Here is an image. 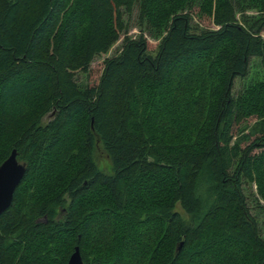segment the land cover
Wrapping results in <instances>:
<instances>
[{
    "label": "trees",
    "instance_id": "obj_1",
    "mask_svg": "<svg viewBox=\"0 0 264 264\" xmlns=\"http://www.w3.org/2000/svg\"><path fill=\"white\" fill-rule=\"evenodd\" d=\"M135 7L140 34L96 86L78 83ZM263 12L264 0H0V164L15 150L26 165L0 214V264H67L74 247L83 264H262L244 189L264 202ZM251 60L258 79L233 95Z\"/></svg>",
    "mask_w": 264,
    "mask_h": 264
},
{
    "label": "rangeland",
    "instance_id": "obj_2",
    "mask_svg": "<svg viewBox=\"0 0 264 264\" xmlns=\"http://www.w3.org/2000/svg\"><path fill=\"white\" fill-rule=\"evenodd\" d=\"M264 13V12H263ZM247 15L257 16V13L255 11H247ZM137 15L138 10L137 7L134 8L131 15L124 14L123 21L124 26L126 27V30L123 34L120 35V37L112 43V45L109 47L107 52L104 55L96 57L93 62L90 64L89 69L85 73H80L77 75L76 80L78 83H81L83 85H87L90 87H94L97 85L99 77L101 75V71L104 65V61L108 59L109 57L115 55L122 44V40L124 36L135 38L140 34V26L137 24ZM194 22H197L200 24L201 27L207 28V29H215V27L211 24V22L207 19H196L194 18ZM144 37L147 40V47L148 50L152 53L155 51L158 39L154 38L153 36H150L147 32L143 33ZM262 36L264 38V31L262 32ZM251 70L249 72V75L244 79H235L233 82V88H232V94L237 95L238 92H241L243 90V87L250 83L252 80L258 79L259 75V68H258V62L257 60H251ZM189 69H195V66H191ZM180 74L182 71H178ZM205 111V108H204ZM203 111V112H204ZM204 116V115H202ZM254 123V119H250L248 121V125H252ZM234 133L237 134V128L234 130ZM96 163L99 169L110 172L109 168V162L108 159L102 154L101 152H97L96 155ZM244 193L247 197V203L250 208L251 215L255 218V220L258 222V225L261 230V235L264 238V210H262V207L264 206V202L257 196L256 194V187L252 185H246L244 189Z\"/></svg>",
    "mask_w": 264,
    "mask_h": 264
},
{
    "label": "water",
    "instance_id": "obj_3",
    "mask_svg": "<svg viewBox=\"0 0 264 264\" xmlns=\"http://www.w3.org/2000/svg\"><path fill=\"white\" fill-rule=\"evenodd\" d=\"M25 172L26 165L17 160L15 150H12L7 159L0 164V214L9 208L14 191L23 179ZM67 264H83L78 247H74Z\"/></svg>",
    "mask_w": 264,
    "mask_h": 264
}]
</instances>
